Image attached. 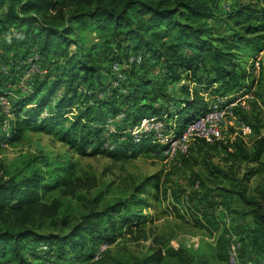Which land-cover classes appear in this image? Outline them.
<instances>
[{
	"label": "trees",
	"instance_id": "obj_1",
	"mask_svg": "<svg viewBox=\"0 0 264 264\" xmlns=\"http://www.w3.org/2000/svg\"><path fill=\"white\" fill-rule=\"evenodd\" d=\"M87 30L101 37L91 40ZM0 37L27 61L16 69L10 56L0 53V63L10 65L0 72V90L7 80L19 82L28 59L38 56L29 89L10 99L8 136L0 130V143L8 145L30 129L61 132L60 141L82 156L118 160L129 150L161 154L165 146L154 133L131 134L143 118L160 117L165 131L176 133L207 110L204 94L251 92L247 107L235 109L251 127L248 143L231 136L230 128L211 143L196 140L181 157L196 147L209 160L208 174L229 181L232 188L223 191L238 198L244 207L237 213L252 221L244 242L252 254L264 255V185L247 189L253 177L264 174V1L231 0L223 7L221 0H0ZM137 55L140 62L130 63ZM49 57L47 73L43 60ZM113 62L121 65V79L111 70ZM188 81L199 87L189 88ZM3 117L0 113V124ZM50 165L33 157L0 159V264H43L41 258L95 264L111 257L110 246L125 233L137 242L149 238L143 225L153 218L139 208L149 206L146 196L150 186L157 187L156 176H145L130 194L100 207L105 194L94 174H76L71 162ZM91 190L97 192L90 196ZM65 199L75 200L77 211ZM100 243L108 247L94 260ZM146 249L108 264H207L205 255L196 257L157 235Z\"/></svg>",
	"mask_w": 264,
	"mask_h": 264
},
{
	"label": "rangeland",
	"instance_id": "obj_2",
	"mask_svg": "<svg viewBox=\"0 0 264 264\" xmlns=\"http://www.w3.org/2000/svg\"><path fill=\"white\" fill-rule=\"evenodd\" d=\"M230 1L221 0V5L228 7ZM88 32L87 30L84 35H89V39L94 40L97 34H89ZM99 36L101 37V35ZM99 36L97 35V37ZM0 41H3L0 42V45L5 48L4 50L1 47V52L10 56L8 61L11 64L18 65L16 69L19 65L27 62L21 58L22 56L20 57V55H26L25 53L22 52V54L15 56L14 52L9 49L8 41L1 37ZM71 49L73 48L71 47ZM56 57L57 55L54 54L52 60H56ZM50 59L49 57L43 60L47 73H50L52 69ZM100 59L103 66L106 67L108 61L105 55ZM16 60L17 62H14ZM6 70L8 69L5 67L0 68V72ZM27 72L26 69L22 73L19 82L18 78L14 81L7 80V84H3V86L6 85L5 88L14 86L6 90L2 88L0 91H4L3 93L12 101L19 99L23 94L22 92L29 88L28 84L23 82ZM186 84L191 89L199 87L197 83L189 81ZM172 86V88L175 87V85ZM55 98L53 96V99ZM204 98L209 100L210 95L204 94ZM74 114L75 111L73 110L66 116L72 118ZM62 126L66 127L67 121H64ZM149 129H152L150 124L139 126L137 129L132 128L131 133L137 131L142 133ZM234 132L233 130L231 136L236 134ZM59 135H46L26 129L21 140L8 146H0V159L11 162L24 156L25 158L29 157V160L32 157L42 159L51 165H56V162L59 161L65 164L71 162L75 166L76 174L87 175L92 173L97 177L100 187L98 191L105 194L101 206L98 205L100 207L130 194L134 185L145 176H156L153 183H156L157 187L150 186L149 194L146 196L149 206L139 208L143 213L152 215V221L143 225L149 238L146 241L137 242L125 233L110 246L113 252L111 257L95 264H108L111 258L141 256L147 251L146 247L154 235L163 237L173 246L182 245L186 247L196 257L201 254L205 255L207 264H232L230 259L233 256L236 257L235 261L239 264H264V255L259 252L252 254L247 241L244 242V232L252 226L251 218H241L240 214L237 213L244 206L235 195L230 197L227 192L223 191L228 187L229 189L232 188L229 181L222 176H210L208 174L206 163L209 160L196 147H193L190 154L184 158H166L160 153H153V151L133 153L129 150L127 152L128 157L122 156L118 160H113L103 155H78L74 149L60 141ZM211 161L216 164L218 159L212 158ZM261 185H264V174L253 177L249 181L247 189L251 193L254 187ZM96 192L97 190H91L89 195L92 196ZM156 194L158 198L153 196ZM64 202L77 211V207L74 205L75 200L65 199ZM73 208L72 214H75L76 211ZM105 246L108 247L105 243H100L95 254L99 253ZM31 258L34 262L40 263L38 258ZM40 260L43 264H54L47 259L41 258ZM78 262L75 261L74 263Z\"/></svg>",
	"mask_w": 264,
	"mask_h": 264
},
{
	"label": "built area",
	"instance_id": "obj_3",
	"mask_svg": "<svg viewBox=\"0 0 264 264\" xmlns=\"http://www.w3.org/2000/svg\"><path fill=\"white\" fill-rule=\"evenodd\" d=\"M38 59V56H32L28 60L30 63L25 74L23 82H26L30 79V76L38 71V65L32 60ZM258 57L254 61V66L256 69L259 67ZM141 56H130L129 62H140ZM112 72L122 78L121 65L118 62H113L111 64ZM117 80L113 82V86H116ZM29 89V88H27ZM251 92L241 94L237 92L230 95H212L208 100L207 110L200 115L193 118L189 121L185 127L178 132L165 131L164 121L157 116H149L143 118L140 123L133 128H138L139 126H145L150 124L152 129H149L145 132H133L131 133L134 136H141L144 133H154V137L159 143L164 145V149L161 154L166 158L171 157H181L188 154L189 148L194 142L198 139H201L205 142L211 143L215 140L222 139L227 131L232 128L245 142L248 143L249 137L252 134L251 127L243 122L237 115L235 109L236 107H247V102L252 100ZM11 101L9 97L4 93L0 94V113L4 116L1 124L0 130L1 134L8 136L9 132V119L11 117ZM122 115L119 114L117 118H120ZM152 126H155L154 128ZM161 129V131H159ZM156 130V131H155ZM132 131V129H131ZM135 133V134H134ZM139 133V134H137ZM0 146H8L6 140H2ZM106 249V246L96 253L94 260L98 259L101 252ZM236 257H232L230 260L232 264H239L235 261Z\"/></svg>",
	"mask_w": 264,
	"mask_h": 264
},
{
	"label": "crops",
	"instance_id": "obj_4",
	"mask_svg": "<svg viewBox=\"0 0 264 264\" xmlns=\"http://www.w3.org/2000/svg\"><path fill=\"white\" fill-rule=\"evenodd\" d=\"M2 39H3V38H2ZM0 42H3V41H0ZM0 48H1V47H0ZM0 52H1V49H0ZM8 53L10 54V52H8ZM4 55H5V52H4ZM1 66H2V67H5L6 69L9 68V67H8L9 65H8V64H4V62H1V63H0V67H1ZM10 88H12V87L10 86Z\"/></svg>",
	"mask_w": 264,
	"mask_h": 264
}]
</instances>
